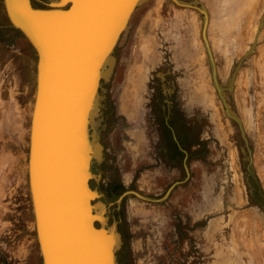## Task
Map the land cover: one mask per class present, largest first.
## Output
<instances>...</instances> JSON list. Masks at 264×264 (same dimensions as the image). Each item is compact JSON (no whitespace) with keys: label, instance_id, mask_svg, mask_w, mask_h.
<instances>
[{"label":"rangeland","instance_id":"rangeland-1","mask_svg":"<svg viewBox=\"0 0 264 264\" xmlns=\"http://www.w3.org/2000/svg\"><path fill=\"white\" fill-rule=\"evenodd\" d=\"M49 1L30 3L46 9ZM180 1L206 11L216 81L240 129L212 85L198 5L145 0L133 10L113 48L109 76L100 81L89 127L100 158L91 165L96 179L89 187L100 195L94 202L106 207V225L116 224V264H264V3L253 36L252 22L248 28L242 18L230 38L225 0ZM193 33L203 58L196 81L175 72L173 56L176 38L185 46ZM142 46L150 47L148 54ZM140 56L152 66H143L137 123L121 112L120 100ZM35 64L34 50L10 26L0 0V264H41L27 183ZM175 182L161 202L125 195L118 208L114 204L127 190L158 199Z\"/></svg>","mask_w":264,"mask_h":264},{"label":"water","instance_id":"water-1","mask_svg":"<svg viewBox=\"0 0 264 264\" xmlns=\"http://www.w3.org/2000/svg\"><path fill=\"white\" fill-rule=\"evenodd\" d=\"M144 1L56 0L38 9L30 0H2L10 26L36 54L27 183L41 264H116V224L106 225V207L94 202L100 195L89 187V181L96 179L91 165L99 160L100 152L90 148L88 126L99 82L107 79L112 67L111 52L130 14ZM171 1L179 7L198 5L195 9L203 18L200 37L212 85L225 114L239 126L215 79L204 8L194 1L195 6ZM182 169L187 177L185 156ZM176 184L158 199L123 191L114 204L118 208L125 195L158 203Z\"/></svg>","mask_w":264,"mask_h":264},{"label":"bare ground","instance_id":"bare-ground-1","mask_svg":"<svg viewBox=\"0 0 264 264\" xmlns=\"http://www.w3.org/2000/svg\"><path fill=\"white\" fill-rule=\"evenodd\" d=\"M54 1H56V0H54ZM259 2H261L262 4L264 3V0H251V5L252 6H256ZM189 4V3H188ZM256 4V5H255ZM190 5H192V4H190ZM259 5V4H258ZM256 8V7H255ZM254 8V9H255ZM205 11V10H204ZM216 12H217V10H216ZM132 14V13H131ZM131 14H130V16H131ZM205 14H206V11H205ZM130 16H129V18H130ZM226 16H227V14H226ZM129 18H128V20H127V23H128V21H129ZM208 20H209V18H208V16H207V14H206V20H205V25H206V30H207V25H208ZM127 23H126V25H125V27H124V29L126 28V26H127ZM123 29V30H124ZM206 30H205V35H206ZM122 33V32H121ZM206 41H207V45H208V40H207V38H206ZM151 42V41H150ZM149 43V42H148ZM150 46H153V44L151 43L150 44ZM208 47H209V45H208ZM142 51H144V52H146V54H148L147 53V51H150V47L149 46H142L141 48H140ZM113 51V50H112ZM209 52H210V48H209ZM210 54H211V52H210ZM111 59H112V52H111ZM149 56V55H148ZM145 57H143V56H140V58L138 57L137 59L138 60H136V64H135V67H134V69L132 70V73L133 74H131V71L129 72V75H128V77H127V85H126V87L124 88L125 90H124V94H121V98L122 99H124V100H120L121 102H120V110H121V112L122 113H124V114H126L130 119H132V120H135V121H137V123H138V116H137V114H138V112L141 110V106H140V100L142 99V97H143V94L141 93L142 92V89H143V87H142V85H143V77H144V75H143V73H144V67H146L147 68V64L145 63V61L143 60ZM110 59V60H111ZM148 59V58H147ZM211 59H212V54H211ZM212 61H213V59H212ZM213 68H214V70H215V65H214V61H213ZM111 66H112V60H111ZM144 66V67H143ZM111 68V67H110ZM130 70V69H129ZM109 72H110V70H109ZM198 73V72H197ZM200 76V75H199ZM197 78V77H196ZM215 79H216V70H215ZM217 82V81H216ZM99 85H100V82H99ZM98 88H99V86H98ZM198 91V90H197ZM144 92V91H143ZM96 102L97 103H95L94 104V107H93V109H92V111H91V113H90V120H89V124H90V126L92 125V122H93V119L96 117V115H97V111H98V89H97V98H96ZM142 114V113H141ZM140 114V115H141ZM90 126H88V131H89V135H90V137H91V146H90V148H92L93 149V151H95V153L97 152V153H99L100 152V148H99V146H98V143H97V141L95 140V135L94 136H92L91 134H90V129H89V127ZM132 134H134V132H132ZM131 134V135H132ZM137 136V135H136ZM97 144V145H96ZM95 146V147H94ZM133 148H135L136 149V145H135V147L133 146ZM100 158V157H99ZM210 197V196H209ZM208 197V198H209Z\"/></svg>","mask_w":264,"mask_h":264},{"label":"crops","instance_id":"crops-1","mask_svg":"<svg viewBox=\"0 0 264 264\" xmlns=\"http://www.w3.org/2000/svg\"><path fill=\"white\" fill-rule=\"evenodd\" d=\"M195 34L187 35V43L186 45L181 47L178 45L180 42L177 38L176 42V48L174 53V61L176 65L175 72H186L189 73V76L193 77L194 80L196 76V72H199L201 66L203 65V58L202 55L199 52V49L197 48L196 42H195ZM178 37V35H177ZM184 38H182L183 43ZM183 49H185V52H183ZM156 57H154L155 59ZM150 63H152V59H150ZM156 64V63H155ZM152 64H147V68L150 69ZM202 71V70H201ZM204 77V75H203ZM202 78V77H201Z\"/></svg>","mask_w":264,"mask_h":264},{"label":"flooded vegetation","instance_id":"flooded-vegetation-1","mask_svg":"<svg viewBox=\"0 0 264 264\" xmlns=\"http://www.w3.org/2000/svg\"><path fill=\"white\" fill-rule=\"evenodd\" d=\"M225 2L227 4L226 6H228V13H227L228 21L231 23L230 30L232 33H229L230 38H233V36L236 35V31L234 32L235 29L243 26L244 21L242 23V18L247 19L246 21H248V25H247L248 28H249V23L251 24L252 22V27L249 28L250 37H252L253 36L252 34L255 33L257 25L260 23L259 22L260 17H259V20L256 21L257 22L256 24L254 20L256 19V16L258 15V9L260 8L259 6L263 4L259 2L258 3L259 5L255 4L256 5L255 6L256 8H255L254 6L251 5V0H225ZM235 23H238V25L236 27H233V24Z\"/></svg>","mask_w":264,"mask_h":264}]
</instances>
